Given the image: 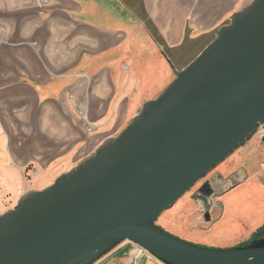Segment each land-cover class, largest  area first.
I'll return each instance as SVG.
<instances>
[{
	"label": "crops",
	"instance_id": "obj_1",
	"mask_svg": "<svg viewBox=\"0 0 264 264\" xmlns=\"http://www.w3.org/2000/svg\"><path fill=\"white\" fill-rule=\"evenodd\" d=\"M47 1L44 6L40 0H0V216L35 190L24 192L26 169L36 166L40 175L36 168H42L49 182L41 189L52 186L106 139L118 136L255 0ZM69 94L88 100V117L98 126L95 135L75 118ZM90 145L97 146L89 152ZM256 145L252 141L228 167L253 158ZM243 172L244 196L231 195L242 205L239 211H231L228 202L225 217L216 219L211 209L202 217L185 213L192 211L193 201L184 199L170 212L175 224L168 223L199 245L245 244V238L230 242L227 232L236 226L229 215L254 223L264 217L254 210L264 195L257 180L264 171L258 166ZM94 264L163 263L123 241Z\"/></svg>",
	"mask_w": 264,
	"mask_h": 264
},
{
	"label": "water",
	"instance_id": "obj_2",
	"mask_svg": "<svg viewBox=\"0 0 264 264\" xmlns=\"http://www.w3.org/2000/svg\"><path fill=\"white\" fill-rule=\"evenodd\" d=\"M264 125V0L236 13L116 137L0 216V264H94L123 241L163 264H264V239L212 248L158 218Z\"/></svg>",
	"mask_w": 264,
	"mask_h": 264
},
{
	"label": "rangeland",
	"instance_id": "obj_3",
	"mask_svg": "<svg viewBox=\"0 0 264 264\" xmlns=\"http://www.w3.org/2000/svg\"><path fill=\"white\" fill-rule=\"evenodd\" d=\"M40 2H41V0H40ZM41 3H43V2H41ZM45 5H47V4L44 3V6ZM2 32H3V30L1 31V33ZM90 35H93V34L90 33ZM1 42L2 41L0 39V43ZM145 96H146V94H145ZM68 99H69L70 104L72 106V110H73L75 118L77 120L85 121L87 123L86 132L88 135L89 134L95 135L98 132V126H96L95 123L93 121H91L88 117V113H89L88 112L89 111L88 110V105H89L88 100L86 99L83 102L79 101L75 94H69ZM150 101H153V99H149L147 102H150ZM252 141L257 142L256 147L253 148V150H254L253 152L255 153L254 156H252L253 158L247 159L245 156V157H243L244 159L242 160L243 164L241 163L237 167L230 169L228 167V163H230L232 159L234 160V158L238 155V153L242 152L244 149H246V147L248 145H250V143H252ZM96 146L97 145H94V146L90 145V151L89 152H91L92 150H95ZM246 166H248L250 168L248 169ZM258 166H260V169L264 171V125L260 126L258 129H256L250 135V137L243 144H241L233 153H231L219 165H217L215 168H213L204 178H202L199 182H197L188 192H186L184 194V196L180 200H178L169 209H167L158 218L157 225L159 227H161L162 229L166 230V232L170 233L171 235H173V236H175L181 240H184L186 242H189V243H192L195 245H199V244L193 243L192 241H187L186 239H184V237H182L181 235H178L176 233V230L173 228L174 226L172 227L171 226L172 224H170V223L175 224V221L172 222L173 217L170 216V212H172L177 207V205L180 204L181 201L184 199H191V201H193V202H191L192 203V211H186L185 213L194 212V214H196V215H201L199 212L198 205L196 204L197 201H203L204 203L208 202V205L210 206L209 208L211 209L212 216L213 217L215 216L216 219H218V217H220L222 215L225 217L228 214V206H227L228 202L230 203V210L231 211L232 210H238L239 211V209L241 208L242 205H240L239 202H237L236 199L231 195L239 192L238 195L244 196L242 194V190H241L242 188L241 187L244 185H248V182H245V174L243 171L252 172V171L256 170ZM35 167L36 166H31L28 169H26V173L24 175V178H25V185L23 187L24 192H27L28 190H31L33 188L35 189L34 191H40V190H44V189L48 188V187H46L44 189H41L44 186V184L48 183L49 181L44 174V170L40 167H37L36 169H38L40 171V175H39L38 172L34 171ZM257 180L259 183H262L264 185V174L262 176L259 175ZM203 185H204V187L207 186L208 188H210L211 191L208 193L204 192L201 188ZM239 185H240V187L237 188V190H235L234 192H231L228 195H225L221 200H216L221 194H225L226 192H229L230 190L238 187ZM49 186H51V185H49ZM16 190H17V188L14 189V192ZM209 200H212L213 204H210ZM194 203H195V206H194ZM254 208H257L258 210H260L262 212L264 211V195H262L260 197L259 205H257ZM248 209H249L248 206L244 207V210H248ZM187 210H189V209H187ZM178 216H182V214H180ZM233 217L235 218L234 219L235 223L232 220L233 221L232 224L236 226L235 232H229L227 230V228L224 227V230L228 231L227 233H231L230 236L232 238L231 239L232 241H230V242H234L236 240H240L242 238H245V240H247L246 243H248L251 240H253L254 235L257 233L259 228L261 229L264 227V217L255 223L253 221H251L250 218L242 217V216L237 217V213ZM230 218H232V217H230ZM168 222H170V223H168ZM162 225L168 229H165ZM215 228H216V226L214 227V225H213L212 230L207 231V232L209 234H212V233H214ZM223 233H225V232H223ZM260 236H261V239H264V232ZM227 244H228L227 241H225V242L219 243L218 245L213 244V246L212 245H210V246L200 245V246L212 247V248H236V247H239V245H228V246H226Z\"/></svg>",
	"mask_w": 264,
	"mask_h": 264
},
{
	"label": "built area",
	"instance_id": "obj_4",
	"mask_svg": "<svg viewBox=\"0 0 264 264\" xmlns=\"http://www.w3.org/2000/svg\"><path fill=\"white\" fill-rule=\"evenodd\" d=\"M41 2L47 4L48 1L47 0H41ZM210 204H213V201L212 200H209ZM198 205V208H199V212L201 214L202 217H206V215L209 214V205H208V202L207 203H204L203 201H197L196 203ZM139 247V246H137ZM140 248V247H139ZM142 249V248H141ZM145 251V250H144Z\"/></svg>",
	"mask_w": 264,
	"mask_h": 264
},
{
	"label": "bare ground",
	"instance_id": "obj_5",
	"mask_svg": "<svg viewBox=\"0 0 264 264\" xmlns=\"http://www.w3.org/2000/svg\"><path fill=\"white\" fill-rule=\"evenodd\" d=\"M126 18H127V17H126ZM106 27H107V26H106ZM108 27H109V26H108ZM111 27H112V26H111ZM116 30H117V29H116ZM116 30H115V31H116ZM111 31H112V30H111ZM115 34H116V33H115ZM116 35H117V34H116ZM149 60H150V59H149ZM152 60H153V59H152ZM154 61H155V60H154ZM150 63H151V61H150ZM153 64H154V63H153ZM153 64H151V65H153ZM159 66H160V65H159ZM157 71H158V70H156V72L154 73V74H155L154 76H156V75H157V74H156V73H158ZM152 72H153V71H152ZM164 72H165V71H164ZM139 75H140V74H139ZM152 75H153V74H152ZM157 76H158V75H157ZM147 78H149V75H148V77H147ZM147 78H146V79H147ZM154 78H155V77H154ZM154 78H153V79H154ZM144 79H145V78H144ZM146 79H145V80H146ZM153 79H151V81H153ZM163 79H164V77H163ZM148 80H149V79H148ZM155 80H158V78H157V79H155ZM161 82H162V81H161ZM31 92H32V91H31ZM39 94H40V93H39ZM42 94H43V93H42ZM40 96H41V95H40ZM44 97H45V96H44ZM44 97H43V98H44ZM41 98H42V97H41ZM43 98H42V99H43ZM248 210H251V211H252V209H251V208H249ZM254 210H256V211H257L258 209H257V208H254ZM258 211H259V210H258ZM260 212H261V214H260V216H261V215H262L264 212H262V211H260ZM229 216H230V217H233V216H234V213H233V212H231V214H230ZM257 221H259V217H258V220H257Z\"/></svg>",
	"mask_w": 264,
	"mask_h": 264
},
{
	"label": "trees",
	"instance_id": "obj_6",
	"mask_svg": "<svg viewBox=\"0 0 264 264\" xmlns=\"http://www.w3.org/2000/svg\"><path fill=\"white\" fill-rule=\"evenodd\" d=\"M170 207H171V206H170ZM170 207H169V208H170ZM169 208H168V209H169ZM263 232H264V227L261 228V229H259V230L257 231V233L254 235V238H253V239H256L257 236H258V234L261 235ZM260 237H261V236H260ZM251 241H252V240H251ZM251 241H250V242H251ZM250 242H248V243H250ZM248 243H245V244H243V245H241V246H245V245H247Z\"/></svg>",
	"mask_w": 264,
	"mask_h": 264
},
{
	"label": "flooded vegetation",
	"instance_id": "obj_7",
	"mask_svg": "<svg viewBox=\"0 0 264 264\" xmlns=\"http://www.w3.org/2000/svg\"><path fill=\"white\" fill-rule=\"evenodd\" d=\"M199 182V181H198ZM202 188V190L204 191V192H210L211 190H210V188H208L207 186H205L204 187V185L201 187ZM210 209V208H209Z\"/></svg>",
	"mask_w": 264,
	"mask_h": 264
}]
</instances>
